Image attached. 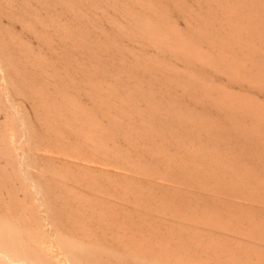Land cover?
<instances>
[{
  "label": "rangeland",
  "instance_id": "obj_1",
  "mask_svg": "<svg viewBox=\"0 0 264 264\" xmlns=\"http://www.w3.org/2000/svg\"><path fill=\"white\" fill-rule=\"evenodd\" d=\"M0 264H264V0H0Z\"/></svg>",
  "mask_w": 264,
  "mask_h": 264
},
{
  "label": "bare ground",
  "instance_id": "obj_2",
  "mask_svg": "<svg viewBox=\"0 0 264 264\" xmlns=\"http://www.w3.org/2000/svg\"><path fill=\"white\" fill-rule=\"evenodd\" d=\"M61 213V212H60ZM25 227V226H24ZM9 242V241H8ZM16 245V244H15ZM26 258V257H25ZM14 259L12 258V261H13ZM15 261V260H14ZM21 261V260H20ZM144 261V260H143Z\"/></svg>",
  "mask_w": 264,
  "mask_h": 264
}]
</instances>
